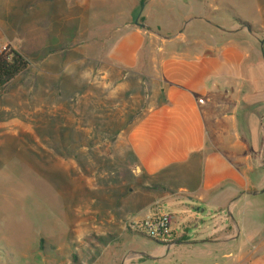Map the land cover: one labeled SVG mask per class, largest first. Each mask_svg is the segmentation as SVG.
<instances>
[{
    "label": "rangeland",
    "instance_id": "obj_1",
    "mask_svg": "<svg viewBox=\"0 0 264 264\" xmlns=\"http://www.w3.org/2000/svg\"><path fill=\"white\" fill-rule=\"evenodd\" d=\"M140 1L141 16L148 14L149 26L165 35L186 32L192 17L196 25L206 23L203 18L226 29L237 17L252 31L264 25V0ZM86 11L77 0H0V52L11 45L31 63L0 89V264H183V245L149 259L161 247L131 232L128 222L159 201L172 217L174 239L196 201L177 194V187L148 182L119 133L74 135L84 108L90 106L97 125L102 109L113 131L122 113L121 102L101 96L106 90L94 56L107 49L105 37L125 25L130 11L92 26V58L81 46ZM257 197L264 207V194ZM189 228L195 240L201 231ZM139 253L145 256L136 258Z\"/></svg>",
    "mask_w": 264,
    "mask_h": 264
},
{
    "label": "crops",
    "instance_id": "obj_2",
    "mask_svg": "<svg viewBox=\"0 0 264 264\" xmlns=\"http://www.w3.org/2000/svg\"><path fill=\"white\" fill-rule=\"evenodd\" d=\"M77 3L87 7L80 18L86 58L92 26L130 12L94 56L101 96L121 102L117 129H109L102 109L93 124L89 106L74 135L119 133L148 182L196 201L180 236L156 243L161 248L148 258L183 245V264H264V207L256 201L264 194V25L252 31L237 17L226 29L192 17L186 32L171 36L149 26L140 0ZM193 224L201 231L195 240Z\"/></svg>",
    "mask_w": 264,
    "mask_h": 264
},
{
    "label": "built area",
    "instance_id": "obj_3",
    "mask_svg": "<svg viewBox=\"0 0 264 264\" xmlns=\"http://www.w3.org/2000/svg\"><path fill=\"white\" fill-rule=\"evenodd\" d=\"M128 226L132 232L161 243H169L173 240L172 217L162 210L159 204H155L142 218L130 220Z\"/></svg>",
    "mask_w": 264,
    "mask_h": 264
},
{
    "label": "trees",
    "instance_id": "obj_4",
    "mask_svg": "<svg viewBox=\"0 0 264 264\" xmlns=\"http://www.w3.org/2000/svg\"><path fill=\"white\" fill-rule=\"evenodd\" d=\"M241 25L248 26L247 22H241ZM31 66L27 59L18 49L7 45L0 52V89H5L19 75L26 72ZM152 240V239H151ZM159 244V241L152 240ZM44 239L39 242V249H42Z\"/></svg>",
    "mask_w": 264,
    "mask_h": 264
},
{
    "label": "water",
    "instance_id": "obj_5",
    "mask_svg": "<svg viewBox=\"0 0 264 264\" xmlns=\"http://www.w3.org/2000/svg\"><path fill=\"white\" fill-rule=\"evenodd\" d=\"M263 43H264V41L262 42V46H263ZM263 48V47H262ZM145 255L144 254H141V253H139V255H138V257H144Z\"/></svg>",
    "mask_w": 264,
    "mask_h": 264
}]
</instances>
